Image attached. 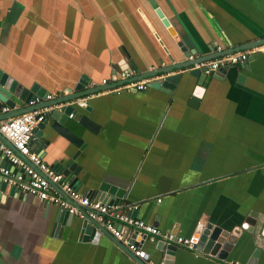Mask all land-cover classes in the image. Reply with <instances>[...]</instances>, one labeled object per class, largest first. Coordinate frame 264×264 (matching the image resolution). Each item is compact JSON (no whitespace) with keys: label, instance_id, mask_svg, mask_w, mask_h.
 I'll return each mask as SVG.
<instances>
[{"label":"crops","instance_id":"0c3cea01","mask_svg":"<svg viewBox=\"0 0 264 264\" xmlns=\"http://www.w3.org/2000/svg\"><path fill=\"white\" fill-rule=\"evenodd\" d=\"M155 1L194 57L264 39V0ZM181 60L148 0H0V71L24 87L73 94L83 77H119L124 62L140 76ZM188 69L142 78L182 72L172 90L101 89L87 94L89 111L64 103L76 106L65 124L85 143L73 185L82 193L102 182L124 187L136 218L186 238L200 220L231 229L256 211L254 231L242 230L223 258L177 246L170 264H264V52L205 86ZM83 114L91 130L77 123ZM44 132L43 144L31 147L54 168L78 150L48 126ZM58 213L9 186L0 190V264H139L108 234L83 239L76 216L56 233ZM157 242L142 243L144 264H163Z\"/></svg>","mask_w":264,"mask_h":264},{"label":"built area","instance_id":"2783aa9c","mask_svg":"<svg viewBox=\"0 0 264 264\" xmlns=\"http://www.w3.org/2000/svg\"><path fill=\"white\" fill-rule=\"evenodd\" d=\"M217 50H221L219 46ZM256 50L264 52V43L249 49L216 56L197 66L205 68V73H211L224 65H244L250 52ZM132 75V70L125 69L119 77L103 78L100 82H88L84 88L92 89L113 82V86L107 87L108 90L105 89V91L116 93L121 90L140 91L146 89L152 79L130 81ZM68 94V89H65L60 94H47L45 100ZM42 100L41 97L36 96L29 101L28 105L40 103ZM73 102L84 107L87 105V94L75 98ZM19 107L21 106L17 103L11 108L0 100V114H7ZM52 108L53 106H46L32 109L0 120L2 136L0 155L5 161V164L0 163V181L8 186L17 187L19 192L36 200L65 209L71 216L95 221L136 257L143 255L140 242L143 236L150 241L163 240L166 244H174L188 250L197 249L191 238L170 231H162L157 226L133 216V212L138 208L137 203H127L123 197L102 201L79 192L61 172L48 164L39 152L33 150L31 147L35 139L33 129L45 119ZM73 115L74 113H70L69 117L72 118ZM147 264H154V262L148 260Z\"/></svg>","mask_w":264,"mask_h":264},{"label":"water","instance_id":"95a60500","mask_svg":"<svg viewBox=\"0 0 264 264\" xmlns=\"http://www.w3.org/2000/svg\"><path fill=\"white\" fill-rule=\"evenodd\" d=\"M148 2L154 9L157 16L161 19L163 25L165 26L169 34L172 36L179 51L185 57V60L176 62L172 67H166L160 70L157 69L156 72H151V73L147 72L140 76L138 75L132 76L130 78V81L140 80L145 77L165 74L167 72L179 68H189L186 73L189 76H193L196 78L197 86H202V85L205 86L212 77L217 79L223 78L229 66L228 65L220 66L217 70L211 73H205V68L200 66L191 68L193 65H198L209 59H213L219 55L249 49L261 43H264V39L252 40L250 42H245L237 46H231L228 52H224V53L216 52L214 54H206L199 57H194L192 55L195 52H192L191 51L192 49H189L184 44L183 40L177 34L174 27L171 26L168 19L164 16L163 12L157 5L156 1L148 0ZM247 61L245 62L244 66H246ZM131 65L132 67L136 66L135 63H133L132 61H131ZM132 67L129 65L128 62H124V65L121 66V69L131 70ZM180 78H183L182 72L171 74L168 76H164L158 80H154L149 83V86L154 88L172 90L174 88V84H176ZM87 79H88L87 77H83L79 81L78 85L74 88L73 94H72L73 89L67 88L69 94L63 96H68V97L63 98L62 96H58L52 99V101L47 102L45 101L47 92L44 88H40L37 86L24 87L21 84H19L16 80L10 78L2 71H0V100L5 104L9 105L11 108L17 103L20 104L21 106L18 109L10 111L9 113H7V115L2 116L1 119L11 117L22 112L30 111L32 109H38L46 106H53L50 112L47 113L45 119L42 122L38 123L36 127L33 129V134L35 136L33 142H36L39 145L43 144L40 138L46 137L47 132H44V129L46 128V126H48L51 130L56 132L58 135L64 137L78 148V150L74 152L69 157L68 160L65 161L61 160L55 164L56 170L61 172L64 178L67 181L71 182L72 184L74 183L75 180L80 179L83 175V170H81V167L76 163L75 159L79 154L80 149L84 146L85 143L81 136L74 133L65 124L67 119L69 118V114L73 113V110L76 109V106L74 104H64V103L67 101L74 100L75 98L80 97L82 95H86L91 92H95L101 89H106L107 87H109V84H105L92 89H85L84 86L88 83ZM36 96L41 97L43 99L42 102L33 105H28L29 101L33 100ZM83 108L88 111L90 110L88 104L85 105ZM77 123L79 124V126L86 128L88 130H91L92 125H94V123L84 114L81 115V117L77 120ZM0 138H2L1 135ZM7 186L8 185L6 183L0 181V190H5ZM9 187H10V192L12 193L14 191H18L17 187L15 186H9ZM125 191L126 188L124 187L118 186L116 184H109L107 182H102L98 187L97 191L92 193V190H90L89 192H85V193L88 195H98L99 200L109 201L110 199H114L115 197H123ZM43 202L48 204L45 201ZM132 215L135 216V213H133ZM68 216L71 217V215L68 214L67 210L59 208V213L56 218L57 224L55 226L56 233L59 231L62 222L63 221L65 222ZM258 216L259 215L256 211L250 212L248 213L247 217L244 218V221L241 224H237L235 227L231 229H226L220 226H216L210 221L203 222L202 220H200L197 224V228L194 234L192 235L191 239L195 242L196 248L207 249L208 251L211 250V252L214 255L217 254V257L223 258L224 253L231 249L232 245L236 242V239L240 236L242 230H247L248 232L254 231V227L257 225V222L259 221ZM81 229H82L81 237L86 240L89 238H91L94 241L98 240L100 234L102 233L108 234L110 238H113V236L107 230H105L101 225L87 218L82 220ZM262 234L264 235V233ZM146 239L147 238L143 236L142 239H140V242L143 243ZM113 240H115V242L119 245V247L123 251H125L127 254H130L126 247L122 246L116 239L113 238ZM156 244H157L156 248L163 253L162 263L170 264L175 255L177 246L174 244H166L163 240H158ZM257 256H258L257 253H254V257ZM134 258L138 260L139 264H144V262L140 258L136 256H134ZM141 258L144 257L141 256Z\"/></svg>","mask_w":264,"mask_h":264}]
</instances>
